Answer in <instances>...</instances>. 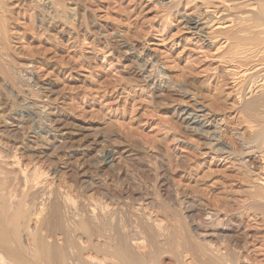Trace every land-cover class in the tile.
<instances>
[{
	"label": "rangeland",
	"instance_id": "obj_1",
	"mask_svg": "<svg viewBox=\"0 0 264 264\" xmlns=\"http://www.w3.org/2000/svg\"><path fill=\"white\" fill-rule=\"evenodd\" d=\"M219 1L0 0V264H43L38 241L58 264L73 214L94 228L102 205L132 254L165 245L156 264H212L201 238L264 264V104L248 106L264 82L231 83L229 47L184 22ZM17 213L15 234L1 220Z\"/></svg>",
	"mask_w": 264,
	"mask_h": 264
},
{
	"label": "bare ground",
	"instance_id": "obj_2",
	"mask_svg": "<svg viewBox=\"0 0 264 264\" xmlns=\"http://www.w3.org/2000/svg\"><path fill=\"white\" fill-rule=\"evenodd\" d=\"M221 1V0H220ZM219 1V2H220ZM224 1H226V0H224ZM229 1V0H228ZM222 2V3H219L220 5L219 6H217V7H213V8H208L207 6V8L206 9H204V12H203V15H201V14H197V15H186V16H184V22H185V24L187 25L186 27H188L189 29H191L196 35H198L199 36V38L201 37L204 41H207L209 44H214V45H217V44H225L224 46H226V49H227V47H229V49H228V51H225L227 54H225L226 56V59H227V61H225L226 63H228L229 64V67H231V69H232V78L233 77H235V78H233L234 80L232 81L231 80V83L232 82H237V80L238 81H240V83H242V84H244V83H246L245 84V86L243 87V88H245L246 87V85H249L250 86V90L252 89V87L254 88L256 85H257V83L259 82V81H263L264 82V75L262 76V75H260L261 73H264V37H263V35H264V4H263V2H264V0H253V2H257L256 4L255 3H252V4H255V6H257V7H255V6H252V4L251 5H249L248 4V2L246 3V1L244 2V3H246V4H244V7L243 6H241V5H243V4H239L238 2H237V0H235V1H229V2H231V3H233V4H229V2ZM249 1V0H248ZM252 1V0H251ZM263 1V2H262ZM218 2V1H217ZM262 2V3H261ZM217 4V3H216ZM218 5V4H217ZM209 6V5H208ZM211 7L213 6V3H211V5H210ZM245 7H247V9H245L244 10V8ZM244 11H243V10ZM235 10H237V11H235ZM235 12L237 15H238V17H234L233 18V15H234V13H233V15L232 14H230V15H232L231 17L232 18H230L229 16L230 15H228L227 13H229V12ZM251 12V13H250ZM256 12V13H255ZM250 13V14H252L253 16H254V18H253V21H252V16L250 17L251 18V21L249 22V23H251L252 22V24H249L248 23V20L246 21L245 20V18L246 19H248L247 17H249L250 16V14H249V16H248V14ZM255 13V14H254ZM193 14H195V13H193ZM245 14H247L246 15V17H244L245 16ZM238 19V20H237ZM246 21V22H245ZM243 22L246 24V23H248L249 25H251V28H252V25L254 24V26L253 27H255L256 29L257 28H263L262 30H256L255 28V32H253V30H252V32L254 33V36H253V34L252 33H250L251 31H250V29H248V28H250V26L248 25V28L247 27H244L245 25H243ZM248 30V31H247ZM250 31V32H249ZM257 32V33H256ZM247 33V34H246ZM250 33V35H252L253 37H246V36H248V34ZM256 33V34H255ZM244 34V35H243ZM261 35V36H260ZM221 42H223V43H221ZM222 45H220V46H222ZM224 57V58H225ZM224 62V63H225ZM231 78V79H232ZM262 78V79H261ZM261 79V80H260ZM238 84V83H237ZM237 84H236V86H237ZM241 84V85H242ZM250 84H252V85H250ZM264 85V84H263ZM243 86V85H242ZM241 90H243L242 89V87L240 88ZM248 89H249V87H248ZM249 91V90H248ZM262 91V90H261ZM262 93V92H261ZM258 98V97H257ZM257 98H255V99H257ZM254 100V99H253ZM250 102V101H249ZM248 103V102H247ZM249 105V107H256L257 105H262V104H264V92L259 96V98H258V100H254V101H251V103H248ZM247 106V105H246ZM264 106V105H263ZM258 107V106H257ZM256 107V108H257ZM255 108V109H256ZM260 108V107H259ZM247 109V108H246ZM251 109V108H250ZM260 131H261V129H260ZM258 141H260V144H262L261 145V147H263V144H264V129L261 131V133H260V135H259V140ZM261 149V148H260ZM261 151V150H260ZM263 151V150H262ZM264 155V154H263ZM68 205V204H67ZM56 206V205H55ZM70 207V206H69ZM73 207V206H72ZM18 208V207H17ZM58 208V207H57ZM62 208H63V206H62ZM93 209H92V217H93V221L95 222H99V221H101L102 220V223H104L103 225H97L96 226V224H95V226H94V228H91V226L93 225V223H92V225H91V223L89 224V222H86V217H85V221L84 220H81L79 217H78V215H77V213L75 212V210H74V212L76 213L75 215L73 214V216H72V214H71V218H72V222H71V226H70V228H68V229H66V250H70V249H72L70 252H71V254H70V252H69V254H70V256H68L69 254H67L66 253V251H63L62 250V252H58L56 255H54L53 254V256H56V261H57V263L58 264H66L68 261L67 260H72L73 262H76L77 264H106L107 262H109V264H156V261H157V258H159L158 256H160V253L162 254L163 252H161V251H165V245H163V247L162 246H160V244H162V243H160L159 244V240H158V244L157 243H155V246H154V249H153V251L151 252V253H142V254H139V253H137V254H135V252L132 254L131 252V250L132 249H130L131 247H130V245H129V243L132 241L131 240V238H129L131 241L128 243L127 242V239H126V237H124L123 235H121V234H123V233H121V234H119L118 236H115V230L113 231V236L112 235H110L111 234V232H110V234L108 233L109 231H108V229H107V223L108 222H110L111 220H113L112 218L113 217H115V216H112L111 214H110V210H109V207H106L105 205L103 206H98V207H92ZM64 209H66V207L64 208ZM69 209V208H68ZM67 209V210H68ZM83 209V208H82ZM91 209V208H90ZM89 209V210H90ZM58 210V209H57ZM60 211H61V208L59 209ZM112 210H113V208H112ZM54 211V210H53ZM79 211V210H78ZM91 211V210H90ZM20 212V211H19ZM55 212V211H54ZM73 212V211H72ZM72 212H70V213H72ZM73 212V213H74ZM96 212L98 213H100V215L98 216V214L96 215ZM115 212V211H114ZM4 213H5V211H4ZM66 213V212H65ZM53 214V213H52ZM5 215V214H4ZM6 215H8V214H6ZM81 216V215H80ZM18 217H19V215H18V213L17 214H15V215H13V216H11V217H3V219H2V217H1V221H2V224H7V223H11L12 225H13V231L15 232V234L17 233V227H16V225L18 226V223H16L17 222V219H18ZM68 218L70 217V215L69 216H67ZM66 217V218H67ZM91 217V218H92ZM68 218H67V221L66 222H68L69 220H68ZM71 218H69V219H71ZM83 218V217H82ZM89 218L90 217H88V220H89ZM101 219V220H100ZM65 220V219H64ZM87 220V221H88ZM97 220H99V221H97ZM65 222V221H64ZM64 222L62 223V224H64ZM112 222V221H111ZM217 222V221H216ZM219 222V221H218ZM113 223V222H112ZM100 224H101V222H100ZM154 224H155V222H154ZM159 223H157L156 225H155V227L158 229V232L160 233V230H159V225H161V224H159ZM219 224V223H218ZM115 225V224H114ZM121 225V224H120ZM158 225V226H157ZM214 225V224H213ZM117 226V225H116ZM62 227H63V225H62ZM109 227V226H108ZM154 227V228H155ZM219 227V226H218ZM67 228V227H66ZM113 228H114V226H113ZM116 228V227H115ZM114 228V229H115ZM118 228V227H117ZM116 228V229H117ZM162 228V227H161ZM160 228V229H161ZM217 228V227H216ZM21 229V228H20ZM19 229V230H20ZM63 229V228H62ZM121 229V228H120ZM147 229H148V227H147ZM156 229V230H157ZM165 229V228H164ZM201 229V228H200ZM198 230V229H197ZM210 230V229H209ZM212 230H214L213 228H212ZM212 230H210V231H212ZM216 230V229H215ZM12 231V230H11ZM123 231V230H122ZM121 231V232H122ZM117 232H119V231H117ZM2 233H3V231H2ZM137 233V232H136ZM165 233V232H164ZM213 233V232H212ZM221 233V232H220ZM219 233V234H220ZM4 234V233H3ZM32 234V233H31ZM72 234H78L80 237L79 238H76V237H74L73 238V236H72ZM129 234V233H128ZM198 234V233H197ZM196 234V235H197ZM117 235V234H116ZM125 235H127V234H125ZM134 235V234H133ZM163 235V232L161 233V235H160V237ZM171 235V234H170ZM214 235V234H213ZM217 235V234H216ZM10 236V235H9ZM115 236V237H114ZM157 236V235H156ZM159 236V235H158ZM175 236V235H174ZM198 236V235H197ZM205 236V235H204ZM206 236H208V235H206ZM212 236V235H211ZM1 237V236H0ZM63 237H65V236H63ZM136 237H137V234H136ZM168 238H169V240H171V243H172V245L174 244H176V242L177 243H183V242H179V241H175V242H173V240H174V237H172L173 238V240H172V238L170 239V236H167ZM167 237H165V235H164V237L162 236V238H166L165 240H167L168 238ZM178 237H180V236H178ZM230 237V236H229ZM3 238V237H2ZM16 238V237H15ZM134 238V237H133ZM153 238V237H152ZM156 238V241H157V239L159 238H157V237H155ZM154 238V239H155ZM186 238V237H185ZM198 238V237H197ZM210 238V237H209ZM151 239V238H150ZM199 239V238H198ZM211 239V238H210ZM213 239V238H212ZM220 239V238H219ZM218 239V240H219ZM12 240V239H11ZM34 240V239H33ZM37 240H41L40 238L38 239L37 238ZM37 240H36V243H37ZM135 240V239H134ZM161 240H163V239H161ZM168 240V242H170ZM176 240V239H175ZM200 240H202L201 242H199V244L198 245H196L197 243H198V241L195 239V241H197V242H195L196 244H195V247H194V244H193V247L195 248V250H197L198 252V255L199 254H201V256H205L204 258H208L207 259V261L208 260H211L214 264H232V262L234 261L235 262V260H233L232 258H233V256H232V258H231V255H230V253L228 254L227 252L225 253V252H223L224 254H222L220 251H219V248H213V244H212V246H211V243H212V241L211 240H209V241H211V243L210 244H204V239H200ZM1 241H3V239L1 240ZM1 241H0V243H1ZM17 241H19V239H17ZM64 241V240H63ZM181 241V240H180ZM189 241H190V239H189ZM193 241H194V239H193ZM206 241H208V240H206ZM208 241V242H209ZM5 243H6V241H4ZM153 242H154V240L152 241V245H153ZM163 242V241H162ZM165 242V241H164ZM168 242H166L167 243V245L169 246V244H168ZM216 242H217V240H216ZM222 242V241H221ZM220 242V243H221ZM230 242V241H229ZM228 242V243H229ZM46 243V242H45ZM45 243H43V241L42 242H39L38 241V243H37V245H36V247H32L31 248V251H32V257H33V259H34V261H41V263H43V264H52L51 263V260H50V258H49V252L51 251H49V249H48V246H47V243L45 244ZM64 243V242H63ZM132 243V242H131ZM133 243H134V241H133ZM137 243V242H136ZM141 243V242H140ZM166 243H163V244H166ZM214 243V242H213ZM219 243V244H220ZM225 243V242H224ZM3 244L4 243H2V244H0L1 246H3ZM7 244V243H6ZM178 244V245H179ZM184 244V243H183ZM34 245V244H33ZM65 245V244H64ZM132 245V244H131ZM137 246H138V244H136ZM173 245V246H174ZM182 245V244H181ZM186 245V244H185ZM192 245V244H191ZM140 246V245H139ZM144 246V245H143ZM146 246V245H145ZM168 246H166V249L168 248ZM170 246H171V244H170ZM172 246V247H173ZM227 246V245H226ZM30 246H28V248H29ZM164 249H162V248ZM171 247V248H172ZM178 247V246H177ZM179 247H182V246H180L179 245ZM192 246H191V248H193ZM222 247V246H221ZM225 247V246H224ZM63 248V247H62ZM140 248V247H139ZM162 250H161V249ZM175 248H176V245H175ZM175 248H173L172 250L170 249V247H169V250L168 251H173ZM23 249V248H22ZM64 249V248H63ZM134 249V248H133ZM68 250V251H69ZM167 250H166V252H167ZM179 250V248H177L175 251H176V253H173V252H175V251H173L171 254L174 256V254H177V255H175V256H178V253H177V251ZM183 250V252H184V249H182ZM190 251H191V249H189ZM193 250V249H192ZM230 250V249H229ZM91 252V253H93V255L94 256H92L91 254H85V253H88V252ZM146 251V250H145ZM141 252V251H140ZM193 252V251H192ZM191 252V253H192ZM196 252V251H195ZM194 252V253H195ZM220 252V253H219ZM10 252L8 251V254H9ZM19 253V252H18ZM168 253V252H167ZM193 253V254H194ZM190 254V253H189ZM21 255V254H20ZM195 255V254H194ZM233 255V254H232ZM0 256H2V255H0ZM7 256V255H6ZM11 256H13V255H11ZM10 256V257H11ZM15 256V255H14ZM19 256V255H18ZM18 256H16L17 257V259L18 260H12L11 262L8 260V264H33V261H29V262H27V260H28V258H27V260H26V262L25 261H20L19 259H20V256L18 257ZM53 256H52V258H53ZM207 256V257H206ZM16 257H13V259L15 258L16 259ZM22 257V256H21ZM32 257H31V259H32ZM198 257V256H197ZM202 257V258H203ZM4 258V257H3ZM99 258H103L102 260H99ZM178 258H179V256H178ZM0 259H1V257H0ZM24 259H26V258H24ZM173 259H174V257H173ZM172 259V260H173ZM176 259H177V257H176ZM175 259V260H176ZM194 259V258H193ZM192 259V260H193ZM197 259V258H196ZM231 259H232V262H231ZM4 260V259H3ZM22 260H23V257H22ZM178 260V259H177ZM201 260H203V259H201ZM200 260V263L202 262L203 263V261H201ZM206 260V259H205ZM236 260H237V258H236ZM245 260H247V259H245ZM55 261V260H54ZM105 261V262H104ZM107 261V262H106ZM180 261H182V260H180ZM197 261H198V259H197ZM206 261V262H207ZM1 262H3V261H1ZM174 262V261H173ZM187 262V261H186ZM194 262V261H193ZM208 262H210V261H208ZM238 262V261H237ZM245 262V261H244ZM35 263V262H34ZM69 263V262H68ZM196 263V262H195ZM201 263V264H202ZM204 263H205V261H204ZM211 263V262H210ZM209 263V264H210ZM212 263V264H213ZM6 264V263H5ZM108 264V263H107ZM190 264H192V263H190Z\"/></svg>",
	"mask_w": 264,
	"mask_h": 264
}]
</instances>
